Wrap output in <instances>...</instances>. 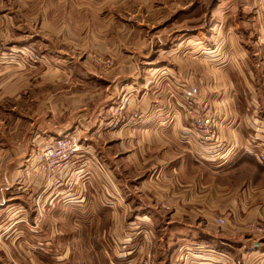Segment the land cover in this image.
Returning a JSON list of instances; mask_svg holds the SVG:
<instances>
[{
    "label": "crops",
    "instance_id": "obj_1",
    "mask_svg": "<svg viewBox=\"0 0 264 264\" xmlns=\"http://www.w3.org/2000/svg\"><path fill=\"white\" fill-rule=\"evenodd\" d=\"M23 4L24 12L40 11L37 20L48 35L71 36L77 50L105 45L123 76L86 80L92 75L83 62L75 75V60L70 75L54 68L44 74L8 49V61L0 63V245H9L11 258L144 264L151 257L154 264H177L187 253L188 264L220 255L231 264H262L264 238L241 226L264 220V0ZM18 8L17 0H0V36L16 33L15 48L40 38L54 53L47 72L63 68L68 54L32 34L25 23L30 16ZM152 21L151 28L139 24ZM133 44L136 55L126 53ZM126 55L134 58L132 73ZM190 85L213 106L219 127L218 149L202 156L184 142L189 122L177 105ZM122 94L131 95L127 119L111 130L107 124L117 121L112 113ZM135 108L137 121L130 118ZM69 130L87 136L67 169L48 178L28 167L35 149ZM223 151L225 160L213 158ZM55 245L59 253H50Z\"/></svg>",
    "mask_w": 264,
    "mask_h": 264
},
{
    "label": "rangeland",
    "instance_id": "obj_2",
    "mask_svg": "<svg viewBox=\"0 0 264 264\" xmlns=\"http://www.w3.org/2000/svg\"><path fill=\"white\" fill-rule=\"evenodd\" d=\"M17 2H18L19 8L15 9V10L18 11L19 13L25 14V16L28 14L30 16V18H31V20L25 21V23H26V25L28 27H31L33 29V31H31L32 34L33 33H35V34L38 33L42 37L48 38L50 40L49 43L52 42L51 45H53V49L54 50H59L61 52H65L68 55L64 56L63 68L61 67L60 70H59L58 69L59 67L55 68V66L54 67L50 66L49 71L47 72V70H48L47 66H49V63H51L50 56L53 55L54 53L53 54H49V53L46 52L47 50H45L42 47V45H41L40 38L32 36V38H34V41H35L36 44L21 46L22 48L19 47L20 48L19 49V48H15L14 44H11L17 34L13 33V35H12V33H11V35H9L8 34V30H5L4 32L5 33L7 32L6 36H0V63L3 60L4 61H8L7 60V59H9L8 56L11 53V51H8V49L9 50H13V51L19 50L18 51L19 52V57H21V60L19 59L20 60V64H23L25 67H29V68L32 67V68H35L37 70H40L44 74H52L50 72V70L52 68H54V70L57 71V72L60 71V73H61L62 71H64V72H66L67 74L70 75V71L72 72L73 69L68 67V66H71V63L69 64V62H70V60H75L74 63H73L74 66L77 67L76 69H74L75 75H81L80 63H82V62L85 63V66H87V69L89 70L88 73L92 75V76H89V77H91L90 79L88 78L86 80H104V79H107V80H113V79L114 80H118L119 76H123V74H121V72L119 71L118 60H117L118 57H116V55L114 53H110L108 51L109 49L105 50L104 49V47L106 48L105 45L101 46V47H103L102 50H100V51H91L90 53L88 51L89 47H84L83 50L81 51V48L83 47L82 44L78 47V50H77L76 47H74L73 44H72L73 41H71V39H70L71 36L67 37V40L65 41L62 36L58 35L57 32H55L54 35H48L47 32L44 31L41 28L40 22H39V20H37L40 11H38L36 8H32V9L29 10V12L28 11L24 12V8H25V5L23 4L24 0H17ZM6 16H7V18H9V15H5V18H6ZM139 24H142L145 27L151 28L154 25V21H152V22H139ZM139 24L133 23V29H137V27L139 28V26H140ZM136 25H137V27H136ZM194 26L195 27L201 26V20L200 19L197 20V21L195 20ZM55 27L57 28V26H55ZM7 28L9 30L11 29L9 27H7ZM22 30H24V29H22ZM134 35L136 36V34H134ZM135 39H133V40H135ZM134 47L135 46L133 44L132 47L130 48V50L127 48L126 53L131 52V54H135L136 55V53L133 50ZM32 54H34L37 57L36 61L32 60ZM43 54L45 56H47V59H48L47 65H45L46 61H45V59H43V58H45L43 56ZM147 56H149V57H151V59H153L154 55L152 53H150V54L147 53ZM133 59H134L133 56H132V58L127 56V60L128 61L126 60V64H124L126 66V70L131 71V73L134 70L133 65H132ZM2 63H4V62H2ZM150 64H152L151 66H153V64H154L153 60L151 61ZM65 68H66V70H65ZM68 68H69V70H67ZM31 70H33V69H31ZM36 72H38V71H36ZM191 82L195 85V80H191ZM186 87H184L182 91H184V89ZM130 98H131V95L122 94V96H120V99H118V105L114 107L113 113H112V117L115 118V121L119 120V119L122 120V118H127L125 116V114H126V112H129V107L131 105ZM180 98L181 97H179L177 99L178 107H179ZM201 101H203V100H201ZM205 102H207V101H205ZM130 112H131L130 113V118H134V116L136 115V117H137L136 121L140 119L139 112L137 111L136 108L133 109V111H130ZM107 126L111 130L117 129L119 127L118 124L113 123L111 121L107 124ZM71 132H76L78 134V139H79V143H80V150H79V152L77 154H79L82 151V149H83L81 136L82 135L83 136H87V135H84V133H81L80 131H76V130H69V131H64V132L62 131L59 135H61V134H63V135L64 134H69ZM84 140H85V138H84ZM38 144L36 145V148L38 147ZM43 146H44V144H41L38 147V149H35L34 152L28 158V167L29 168L37 170V168L33 165V162L31 160V158ZM74 157H76V155ZM164 203L165 202L161 203V208H163ZM166 208L167 207H165L163 209L164 210H168L169 209V208H167V209ZM61 215H65V214H61ZM50 216H54V218L57 220V214H53L52 213ZM251 221H254V220H249L248 222H251ZM243 225L241 226L242 230H243ZM51 227H52V229H50V232L52 233V236L53 237L57 236V234L59 232L57 224L55 223V225H52ZM243 232L248 234L244 230H243ZM248 235L251 236L250 234H248ZM251 237H254V236H251ZM68 247L70 248L72 246H68ZM57 249H61V246H56V245L53 246L52 248H50V253H53V254L59 253V251ZM9 253H11L9 245L1 244L0 245V264H29V261H27V260H20L19 262L14 261L11 258ZM150 253L151 252H147V255L150 254ZM185 254H183V255H185ZM49 260L50 261H47V260L42 261V260H40L39 263L40 264H42V263L43 264H58L57 261H55L56 259L55 260L49 259ZM34 263L36 264V262H34ZM155 264H156V260H155Z\"/></svg>",
    "mask_w": 264,
    "mask_h": 264
},
{
    "label": "built area",
    "instance_id": "obj_3",
    "mask_svg": "<svg viewBox=\"0 0 264 264\" xmlns=\"http://www.w3.org/2000/svg\"><path fill=\"white\" fill-rule=\"evenodd\" d=\"M32 60H37L34 54H32ZM198 96L197 87L187 86L182 92L179 107L189 122V127L184 133V142L191 148L195 156H199V153L202 156L204 151L214 150L216 147L218 149L220 134L213 106L208 102L201 101ZM132 119L136 120V115ZM119 122L123 123L124 121L119 119L115 123L118 124ZM43 144L44 146L32 156L31 160L37 170L48 178L61 174L80 150L76 132L58 135L53 139L44 141ZM218 153L213 157L214 159H226L224 152ZM259 159L261 164L264 165V155H261ZM165 207L168 208V205L164 203L163 208ZM216 221L218 225L224 224V221L220 218H217ZM243 230L256 238L264 237V220L247 222L243 225ZM189 258V254L186 253L179 258L180 262L178 264H188ZM231 263L233 262L229 257L220 255L217 258H210V260L201 264ZM261 263L264 264V258ZM144 264L154 263L151 258H147Z\"/></svg>",
    "mask_w": 264,
    "mask_h": 264
}]
</instances>
